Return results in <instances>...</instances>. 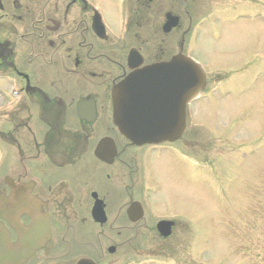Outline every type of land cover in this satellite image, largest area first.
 I'll use <instances>...</instances> for the list:
<instances>
[{
  "label": "rangeland",
  "instance_id": "1",
  "mask_svg": "<svg viewBox=\"0 0 264 264\" xmlns=\"http://www.w3.org/2000/svg\"><path fill=\"white\" fill-rule=\"evenodd\" d=\"M215 1L207 0L208 4L203 1L200 4V7H204L202 11L213 13V7L218 4ZM241 2L245 4L244 8L246 7L252 16V23L245 31L249 42L227 40L228 48H224V50L228 57L236 55L234 58L236 61L238 56H248L252 67L246 73L247 78L240 83L236 81L239 85L235 86L234 96L221 98L220 106L218 105L212 113L210 111L208 114L210 117L206 116L205 120L201 117L202 112L217 101L218 96L221 95L220 92L213 90L207 96L204 95L194 102L189 111L190 123L197 129L202 125L207 129L206 125L211 126L213 123L233 135L241 128L237 134L238 136L244 134L247 140L246 147L241 153L240 165L236 159L232 162L231 170L235 177L231 178L232 174L226 169H224L226 175H221L223 179L221 188L226 191L220 188L216 192L213 191L207 183L208 180L200 183L199 178H202L200 173H198L199 178L196 176L192 180L188 178L187 189L189 190L186 196L188 201L182 198L178 202L176 200L175 203L187 205L189 211L186 214L190 216L188 221H198L202 217L203 221L199 223V227L204 231L202 238L197 239L198 241L192 239L193 242L184 244L183 240L178 238L180 231L177 230L175 237L167 243L176 258L182 257L177 256L181 254L180 252H188V257L196 258L199 251L207 248V252L211 253V256L220 257L221 264L264 263V25L259 21L264 18V0H241ZM197 4L199 3L197 2ZM206 27L208 25H203V28ZM230 28L231 26L227 27L228 32ZM209 48L210 46L207 45L206 50ZM216 54L204 59L208 68H212L214 63L220 68V56L218 55V58ZM228 57L222 58L227 60ZM233 64L243 65V63ZM256 69L262 70L258 76H255ZM243 88L244 92L240 93L239 90ZM201 142L202 140L199 143ZM1 148L4 146L1 145ZM210 149L214 148L210 147ZM212 156H215V153ZM237 156L238 154H234L232 157ZM180 179L184 180L181 177ZM195 179H198L197 183L194 181ZM177 182L179 184V180ZM216 182L218 185L217 180ZM225 183L227 184L226 188ZM169 187L172 192L179 193L174 190L173 186L169 185ZM162 197L167 198L166 195H162ZM196 228L195 224L190 226L189 236L190 234L194 235ZM135 245H139L142 251L155 249L152 242ZM209 261L213 260L207 256L205 262Z\"/></svg>",
  "mask_w": 264,
  "mask_h": 264
},
{
  "label": "flooded vegetation",
  "instance_id": "2",
  "mask_svg": "<svg viewBox=\"0 0 264 264\" xmlns=\"http://www.w3.org/2000/svg\"><path fill=\"white\" fill-rule=\"evenodd\" d=\"M100 1L102 3L104 0ZM153 1L155 0H149L147 4L144 3L142 6L135 8L136 13H140L137 22L138 27L141 28L143 24L150 27L148 37L142 40L145 45H149L154 41L159 31V24L157 25L156 20L153 18L157 13L156 7H152ZM61 7L64 8L63 11L65 12L62 23L60 20L53 21L43 14V20L37 21L38 23L44 21L43 25L36 27L35 23L30 32H28V19L21 16L22 23L19 26L24 31L23 35L8 31L0 40V56L3 55V50H5L6 55L14 63H41L18 58L14 46L17 42H25L29 48L33 49L35 47L40 49L47 47V49L52 50L51 63H68L74 66L77 72L89 74V76H86L90 79L86 80L90 84L89 87L95 86L96 82L94 80H98V77L102 76V74L99 75L93 72V65L105 69L108 63H127L129 50L127 44L123 42L122 45H113L110 42L109 34H106V36L101 34L95 18V13L99 12L101 6L95 5L93 0H57V3H54L53 12L57 14L60 12ZM150 9H153L152 13H150ZM51 21H53V27L50 26ZM127 29L133 36H141L138 32H131L130 26H127ZM48 33L52 36H46ZM161 40L159 53L158 55L155 53L158 57L164 56L165 46L168 43L166 37H161ZM115 67L117 66L115 65ZM53 108L56 109V106H53ZM55 121L57 122V118H55ZM122 141L120 137L116 138L118 151L122 149V145H120ZM124 153L125 151H121V154ZM119 174L120 171H117L118 176H120ZM108 176L110 175L108 174ZM130 188L133 189L134 187L128 186L127 190H130Z\"/></svg>",
  "mask_w": 264,
  "mask_h": 264
}]
</instances>
